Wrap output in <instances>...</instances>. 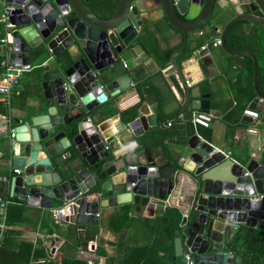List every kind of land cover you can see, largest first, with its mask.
<instances>
[{
	"label": "water",
	"instance_id": "95a60500",
	"mask_svg": "<svg viewBox=\"0 0 264 264\" xmlns=\"http://www.w3.org/2000/svg\"><path fill=\"white\" fill-rule=\"evenodd\" d=\"M5 1L14 4L8 16L9 58L37 75L43 90L37 102L43 113L14 127L15 141L7 156L19 174L6 181L10 196L44 208L57 202L72 210L71 221L92 225L103 200L110 206L131 203L139 213L162 208L186 176L194 189L173 241L172 264H240L225 244L224 232L231 222L264 230V120L254 131L257 157L248 158L245 152L235 160L228 147H215L196 128L181 130L171 151L153 153L149 145L160 140L158 129L167 124L165 117L156 118L165 103L160 107L154 93H144V103L126 122L142 155L130 158L110 149L95 115L132 85V74L140 76L139 65L148 59L149 34L162 20L183 39L163 71L175 97L185 100L178 115L193 116L185 109L196 94L188 89L177 61L193 32L211 37L193 53L201 69L210 62L205 56L212 38L232 55L251 57L254 88L264 100L256 55L226 45L235 22L264 26V0H236L240 13L222 31L216 26L225 6L221 0H115L110 10L100 2L93 6L94 0ZM208 96L202 95L199 108L214 115ZM243 121L253 119L243 116Z\"/></svg>",
	"mask_w": 264,
	"mask_h": 264
},
{
	"label": "crops",
	"instance_id": "0c3cea01",
	"mask_svg": "<svg viewBox=\"0 0 264 264\" xmlns=\"http://www.w3.org/2000/svg\"><path fill=\"white\" fill-rule=\"evenodd\" d=\"M221 3L225 6L216 22L218 31H222L224 25L240 13L236 0H221ZM156 26L157 29L149 34L148 59L139 65L140 76L132 74V85L104 103L101 112L95 115V123L107 139L110 149L130 158L142 156L135 149L136 138L127 128L121 112L136 104L139 108L144 103L135 85L140 80H146L151 90L145 93H154L160 107L165 103L156 118L165 117L167 122L166 126L158 129L160 140L149 145L151 152L171 151L174 138L181 130L196 128L215 147H228L229 156L235 160L244 158L245 152L248 158L257 157L259 138L254 131L260 127V120H264V100L256 94L253 67L249 69L246 66L245 56L226 52L219 44H213L218 38H212L208 42L209 53L205 56L210 62L201 69L202 62L198 63L193 53L198 50V44H205L204 41L211 37L199 32L189 34L186 49L177 56L189 82V85L186 83L187 87L196 94L190 98L193 105L185 111L192 114L202 111L199 102L205 94L209 95L210 107L215 110L208 127L194 124L189 115L185 118L182 113L178 115L185 100L180 101L177 95L175 97L174 89L165 80V66H161L155 58L157 52L172 51L181 46L182 34L165 20ZM241 28L251 36L253 44L247 43L249 47L243 49L252 51L258 59L259 87L264 92V26L246 22ZM42 97L40 78L32 71L25 70L19 83L12 89L9 111L11 126L15 127L30 116L43 113L37 107ZM255 100L256 106L249 107ZM247 107L259 113L258 118H252L253 121L248 123L243 121V116H248L243 114V109ZM5 114H8L7 109L0 102V117ZM10 146L8 138L0 134V197L9 200L6 226L0 237V264H172L173 253L163 250L165 243L156 219L168 206L177 208L181 215L186 212L194 189L188 177L185 176L174 188V194L165 200V205L162 208L158 205L153 212L145 209L139 213L131 203L110 206L103 200L96 214L97 224H76L70 218L72 210L58 206L57 202L52 208H44L21 203L10 196L6 181L10 176L19 174L14 172L7 156ZM60 210L63 212L59 213ZM230 226L231 229L224 232V241L230 251L240 258L241 264V257L231 247V236L244 228L259 229L237 222H231ZM179 232L180 227L176 236ZM238 249H241L240 245Z\"/></svg>",
	"mask_w": 264,
	"mask_h": 264
},
{
	"label": "trees",
	"instance_id": "16d2710c",
	"mask_svg": "<svg viewBox=\"0 0 264 264\" xmlns=\"http://www.w3.org/2000/svg\"><path fill=\"white\" fill-rule=\"evenodd\" d=\"M95 2L103 4L105 6V10H110L116 3L115 0H94L92 3L93 6L95 5ZM244 23H246V21H237L229 29L226 36V45L229 48L243 49L245 46L249 47L247 43L253 44L250 39L251 36L246 35L241 28ZM170 52V49H167L163 53L157 52L155 54L156 61L161 66H166ZM244 58L246 66H248L249 69H252L253 62L251 57L245 56ZM135 87L141 97L145 92H147V90H151L147 86L146 80L138 82ZM137 106V104L133 105L121 112L125 122L135 115ZM62 212L63 211L61 210L59 211V213ZM181 216V212L177 208L168 206L165 208L160 217L156 219L161 228L162 237L165 243L162 248L163 250H167L168 253H173V241L176 236V232L179 229ZM230 242L231 247L241 257V264H264V230L244 228V230L233 234ZM238 245L241 246V249H238Z\"/></svg>",
	"mask_w": 264,
	"mask_h": 264
},
{
	"label": "built area",
	"instance_id": "2783aa9c",
	"mask_svg": "<svg viewBox=\"0 0 264 264\" xmlns=\"http://www.w3.org/2000/svg\"><path fill=\"white\" fill-rule=\"evenodd\" d=\"M14 9V4L7 3L5 0H0V102L7 109V113L0 117V134L6 136L11 144L14 143L15 132L14 127L11 126L10 120V99L12 89L19 83L23 72V67L14 65L8 55L10 44H9V31L12 24L8 21V16L11 10ZM214 45L219 44V39L213 43ZM202 46L201 48H204ZM170 66L163 69L166 71ZM189 85V82L186 80ZM243 114L248 115L253 119L258 118L259 113L251 108L243 109ZM211 113L203 111L195 112L192 116V122L197 125L208 127L211 123ZM253 130V129H252ZM15 173H18V169H14ZM6 179L5 177H2ZM9 205V200L0 197V237L6 226V210Z\"/></svg>",
	"mask_w": 264,
	"mask_h": 264
}]
</instances>
